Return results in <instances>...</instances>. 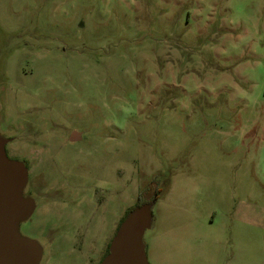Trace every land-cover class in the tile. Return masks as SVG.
<instances>
[{
	"label": "rangeland",
	"instance_id": "1",
	"mask_svg": "<svg viewBox=\"0 0 264 264\" xmlns=\"http://www.w3.org/2000/svg\"><path fill=\"white\" fill-rule=\"evenodd\" d=\"M0 159L30 264H102L140 194L146 264H264V0H0Z\"/></svg>",
	"mask_w": 264,
	"mask_h": 264
},
{
	"label": "water",
	"instance_id": "2",
	"mask_svg": "<svg viewBox=\"0 0 264 264\" xmlns=\"http://www.w3.org/2000/svg\"><path fill=\"white\" fill-rule=\"evenodd\" d=\"M80 138L79 131H73L70 137L71 141ZM16 185L17 171L0 159V264H30L32 261L30 244L14 232V223L22 214L15 198ZM146 208V205L137 208L124 222L102 264H146L140 241L145 226L142 212Z\"/></svg>",
	"mask_w": 264,
	"mask_h": 264
},
{
	"label": "trees",
	"instance_id": "3",
	"mask_svg": "<svg viewBox=\"0 0 264 264\" xmlns=\"http://www.w3.org/2000/svg\"><path fill=\"white\" fill-rule=\"evenodd\" d=\"M157 197L158 196H156L153 200H156ZM150 203H152V201H148V200L144 199L142 194H140L138 204L136 205V207H133L132 209H130V211H133V210H135V209H137L139 207H143V206H145L147 204H150ZM108 254H110V246L108 248Z\"/></svg>",
	"mask_w": 264,
	"mask_h": 264
}]
</instances>
